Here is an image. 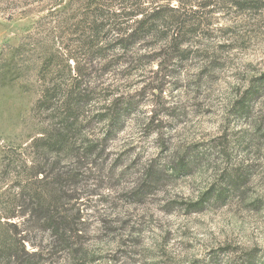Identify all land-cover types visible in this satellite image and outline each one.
Returning <instances> with one entry per match:
<instances>
[{
  "label": "rangeland",
  "instance_id": "374dc122",
  "mask_svg": "<svg viewBox=\"0 0 264 264\" xmlns=\"http://www.w3.org/2000/svg\"><path fill=\"white\" fill-rule=\"evenodd\" d=\"M262 2L247 8L243 0H182L179 49L165 48L170 37L149 40L138 53L143 68H129L127 80L128 68H109L120 79L109 82L134 97L123 130L104 141L103 124H85V135L98 140L94 155L77 166L49 155L41 182L33 177L30 143L47 123L36 111L43 52L58 49L65 35L56 34L55 43L35 25L45 7L9 11L0 0V212L11 210L26 170L28 202L57 207V217L70 216L68 226L79 232L69 252L57 249L46 226L29 233L52 250L41 264H264ZM62 66L68 82L78 70L94 82L101 69L72 61L65 68V57ZM183 159L192 169L178 173ZM8 160L17 163L7 176ZM65 172L78 174L80 185L63 194L58 178L56 193L55 174ZM202 197L211 198L204 209L189 211Z\"/></svg>",
  "mask_w": 264,
  "mask_h": 264
},
{
  "label": "trees",
  "instance_id": "16d2710c",
  "mask_svg": "<svg viewBox=\"0 0 264 264\" xmlns=\"http://www.w3.org/2000/svg\"><path fill=\"white\" fill-rule=\"evenodd\" d=\"M261 1L264 0H243L249 5L247 8H252V5L257 7ZM1 2L9 11L17 10L19 5L28 7L36 4L45 7V14L35 25L46 35L51 36L55 43L58 39L56 34L65 35L58 49L43 52L44 82L36 103V111L47 116V123L41 134L30 143V149L37 155L33 161L38 162L32 164L35 169L33 177L36 179L41 176V182L47 179L43 174L45 169L50 168V165L46 164L49 155L61 156L59 160L68 159L76 166L80 160L84 161L94 155V147L98 140H90L89 136L85 135V124L93 121L103 124L104 141L111 140L125 127L126 119L132 113L131 100L134 97L119 93V88L109 82L108 76L113 77L112 81L120 80L116 78L119 74L109 68H128L125 72L127 80L132 70L129 68H143L141 64L143 58L138 53L143 48L142 45L149 40L161 42L170 37L168 41L170 47H165L168 50L179 49L185 42L181 39L186 34L183 31L186 21L182 18L185 12L182 0H1ZM173 2L176 3L175 6L172 5ZM263 4L264 2L260 3ZM12 17L13 14H9V18ZM171 29L175 32L171 33ZM152 46L153 44H149L145 47ZM64 57L67 62L65 68H71L68 62L72 61L76 68H101L99 76H96L94 82H84L82 70H78L76 77L69 76L68 82L65 80L66 76H61V71L58 70L64 68L62 66ZM105 92L110 94L106 95ZM97 104L98 107H95ZM15 163L17 160H8L6 165L8 170H5L7 176L12 170L9 167ZM24 169L30 168L24 166ZM191 169V163L183 159L175 171L187 173ZM22 174L18 176L22 190L16 194L17 198L11 205V210L7 215L0 212V264L45 262L52 250L46 252L45 247L41 248L28 237L34 230L36 233H44L46 231L42 229L48 227L54 245L58 244L57 249L68 252L74 247L73 237L79 233L77 229H70L68 226L73 221L70 216L57 217V207L55 211H51L50 203L43 205L42 202L33 204L28 202L23 192L30 175L26 170L22 171ZM78 177V174L70 172L59 176L55 174L54 192H59L58 178H62L63 194L74 192L75 187L80 185V182H77ZM63 199L73 200L68 196ZM210 200L211 198L202 197L186 207L191 212L201 211ZM3 208L7 209L5 206ZM15 218L20 221L14 222Z\"/></svg>",
  "mask_w": 264,
  "mask_h": 264
}]
</instances>
